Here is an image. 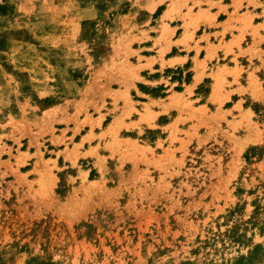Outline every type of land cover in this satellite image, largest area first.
Returning a JSON list of instances; mask_svg holds the SVG:
<instances>
[{
    "label": "rangeland",
    "instance_id": "1",
    "mask_svg": "<svg viewBox=\"0 0 264 264\" xmlns=\"http://www.w3.org/2000/svg\"><path fill=\"white\" fill-rule=\"evenodd\" d=\"M189 2L0 0V264H264V0L142 61Z\"/></svg>",
    "mask_w": 264,
    "mask_h": 264
},
{
    "label": "crops",
    "instance_id": "2",
    "mask_svg": "<svg viewBox=\"0 0 264 264\" xmlns=\"http://www.w3.org/2000/svg\"><path fill=\"white\" fill-rule=\"evenodd\" d=\"M246 1L248 0H191V3L187 4L192 7L187 28L181 17L186 9H182L180 14L172 20H164L161 19L163 15L160 16L156 38L151 36L149 40H144L143 43L146 44L136 49L138 56L142 61L151 62L152 66L154 63L160 65L163 63L165 69H182L188 62L193 66L195 58L201 61L199 57L202 51L205 55V49L216 46L219 40L229 33V28L237 27L243 21L242 15L245 10L251 13L249 7L245 6ZM173 22L181 24L174 27ZM199 31L202 32L198 34ZM215 55H218V52ZM210 61L206 60V67ZM192 78L194 79L191 83L192 87H196L202 80L200 69L196 68ZM147 81L149 84L158 85L163 83L164 77H152ZM167 83L171 85L170 82ZM166 93L164 98L159 97V99L170 96L169 90H166Z\"/></svg>",
    "mask_w": 264,
    "mask_h": 264
}]
</instances>
